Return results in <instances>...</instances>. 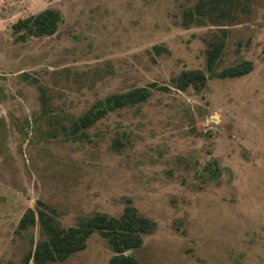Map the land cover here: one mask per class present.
<instances>
[{"label": "rangeland", "instance_id": "1", "mask_svg": "<svg viewBox=\"0 0 264 264\" xmlns=\"http://www.w3.org/2000/svg\"><path fill=\"white\" fill-rule=\"evenodd\" d=\"M213 1L0 0V264H22L42 239L38 224L15 231L43 206L63 228L134 209L154 223L129 252L137 264H264V0L183 24ZM45 10L61 14L57 32L15 42L13 25ZM222 39L212 73L250 61L248 75L210 77L206 52ZM187 71L206 86L175 88ZM145 87L147 100L77 131L97 103ZM112 256L94 233L47 264Z\"/></svg>", "mask_w": 264, "mask_h": 264}, {"label": "trees", "instance_id": "2", "mask_svg": "<svg viewBox=\"0 0 264 264\" xmlns=\"http://www.w3.org/2000/svg\"><path fill=\"white\" fill-rule=\"evenodd\" d=\"M228 0H214L211 3L201 2L194 9L184 12L183 24L185 26L194 22L202 24L204 21L200 17L206 16L209 12L221 14L224 19L232 17ZM221 5V8L218 6ZM62 20L61 14L55 10H45L37 15L19 20L13 25L14 41L24 42L27 37L52 36L57 32L58 25ZM226 35V31H222ZM225 48L224 40L213 45L207 50L206 67L211 73L210 77L219 79L240 78L248 75L253 70V63L244 61L236 67L229 68L217 74L212 73L221 59ZM156 50L166 51L159 47ZM209 77L203 71H187L181 73L172 82L174 87L185 91L192 87L200 90L206 86ZM149 88L158 91L169 92L168 86L150 85ZM150 92L147 87L135 89L125 94L112 95L105 99L106 108L100 107L97 103L93 109L79 121L77 131L92 126L98 119L104 117L109 111L122 108L126 105H133L148 99ZM48 207L39 209L38 215L29 209L20 220L17 236H22L29 228L40 227L42 239L38 241L24 256L22 264H47L64 262L71 255L84 251L87 241L94 234L100 235L107 243L113 256L108 264H137L135 257L129 252L139 249L143 245V236L148 233L154 223L148 218L137 215L134 209L127 207L119 218L106 214H97L87 220L82 221L75 227H61L53 216L54 211L47 212Z\"/></svg>", "mask_w": 264, "mask_h": 264}]
</instances>
